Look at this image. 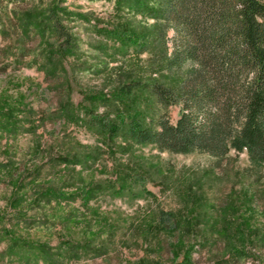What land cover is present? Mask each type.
<instances>
[{
	"label": "rangeland",
	"instance_id": "obj_1",
	"mask_svg": "<svg viewBox=\"0 0 264 264\" xmlns=\"http://www.w3.org/2000/svg\"><path fill=\"white\" fill-rule=\"evenodd\" d=\"M51 4L76 38L58 58L43 12ZM151 21L116 0H0V102L18 106L19 127L0 129V264H27L26 256L28 264H47L37 243L55 253L68 235L85 249L76 257L68 248L53 264H264V164L258 169L233 148L219 160L159 150L124 138L123 128L102 133L91 123L93 114L115 120L119 109L130 117L133 109L117 99L125 82L172 78L129 36L139 22L150 30ZM143 93L139 105L153 108L149 116H178L179 103L158 109ZM61 103L82 120H66ZM98 148L91 168L60 161L67 150ZM83 182L99 187L61 199L34 192L49 184L74 191ZM20 193L25 197L14 204ZM164 211L189 220L161 227ZM191 241L190 260L172 253L170 245Z\"/></svg>",
	"mask_w": 264,
	"mask_h": 264
},
{
	"label": "trees",
	"instance_id": "obj_2",
	"mask_svg": "<svg viewBox=\"0 0 264 264\" xmlns=\"http://www.w3.org/2000/svg\"><path fill=\"white\" fill-rule=\"evenodd\" d=\"M116 2H126L143 18H151L150 30L139 22L137 26L134 25L129 36L132 35V44L137 50L150 48L153 61L159 62L162 69L172 78L168 82L159 79L125 82L120 88L121 98L117 99L123 102L124 108L133 109V112L128 114L130 117H123L122 109L118 108L115 120L105 121V114L99 117L93 114L94 117H90L91 123L97 124L98 130L102 133L108 126L114 127L116 131L123 128L124 138L142 144H152L159 150L199 151L214 156L217 160L225 157L231 148L238 152L245 151L253 165L258 169L262 168L264 0H116ZM43 12L52 33L58 39L59 55L56 58L72 51L76 38L62 21V15L59 14L61 10L51 4ZM33 18L35 17L30 19ZM31 22L27 19V25ZM170 29L173 34L169 36ZM144 91L151 97V106L155 105L156 108L179 103L180 108L175 120H171L164 113H159L157 117L149 116L152 107L149 111L140 108L139 99ZM105 98L107 99L103 97L104 100ZM127 98L131 105L123 100ZM61 106L63 107L60 108L61 112H68L69 117H64L66 120L74 122L82 120L83 117H73L74 106H67L65 103H61ZM14 108L17 109L18 106L0 102V116H5L0 118V129L5 133H11L19 128L15 121L17 116L13 114ZM87 110L92 114V108ZM98 153L99 148L93 153L67 150L59 157L64 166L79 163L81 167L87 169L91 168L89 162L94 161ZM22 184L24 182L21 178L17 181L16 187L20 189ZM94 187H99V184L83 182L79 189L75 188L78 191H64L61 187L49 184L47 188L35 189L34 192L37 198L41 195L48 199L51 196L61 199L65 195L72 196L78 192L89 195L95 192ZM23 197L25 194L14 195L13 203H21ZM164 212L158 220L161 227L174 228L181 221L189 220L183 218L178 221L172 217L174 212ZM68 236L69 241L68 239L64 241L67 244L60 245L62 253L50 252L46 243H37V248L47 264H53L54 257H64L68 248H75L74 251H70H77L76 257L80 249L82 251L85 249L86 244ZM174 245H170L172 253L175 252L177 256L182 254L184 259L190 260L189 253H186L192 250V241L179 246ZM71 252L70 254L74 256ZM25 258L28 264L29 256Z\"/></svg>",
	"mask_w": 264,
	"mask_h": 264
}]
</instances>
